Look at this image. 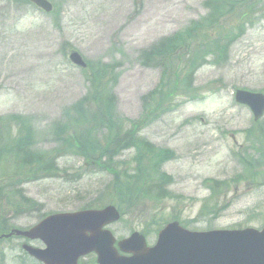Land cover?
I'll return each mask as SVG.
<instances>
[{
    "label": "rangeland",
    "instance_id": "obj_1",
    "mask_svg": "<svg viewBox=\"0 0 264 264\" xmlns=\"http://www.w3.org/2000/svg\"><path fill=\"white\" fill-rule=\"evenodd\" d=\"M48 1L53 13L24 0H0V128L5 129L3 117L8 115L25 120L33 137L30 150L45 152L52 164L14 177L8 189L13 199L0 189V232L30 229L53 213L113 205L120 217L106 226L116 240L145 232L159 211L166 222L176 219L192 231L260 228L264 145L259 136L264 141V112L253 122L250 110L235 103L233 94L237 89L264 93V21L250 29L245 41L229 47L225 60L194 72L191 87L160 114L155 102L146 99L160 69L144 53L203 15L204 0ZM70 48L86 61V69L68 61ZM96 73L103 75L104 91L112 101L105 116L112 122L109 129L132 130L135 140L167 149L174 157L162 163L171 181L160 203L145 202L139 194L140 203L126 207L123 215L120 205L110 202L117 198L110 184L113 172L117 174L113 165L107 168L101 155L93 160L80 148L83 139L75 141L80 129L73 123V108L92 90ZM104 96L102 92L98 106L105 104ZM94 113L100 116L88 109V114ZM59 125L66 126L62 136L57 134ZM82 126L89 130L88 138L105 146L107 126L92 119ZM10 134L17 135L13 125ZM251 145L263 147L258 153ZM0 148L6 150L5 145ZM136 153L125 142L112 163L134 170L135 162L129 161ZM3 180L7 178L0 177ZM134 185L136 190L139 184ZM148 231L152 235L146 232L145 242L151 246L158 230ZM22 242L16 236L0 240V264H41L22 252ZM29 243L43 246L37 240ZM79 264H96L94 255Z\"/></svg>",
    "mask_w": 264,
    "mask_h": 264
},
{
    "label": "trees",
    "instance_id": "obj_2",
    "mask_svg": "<svg viewBox=\"0 0 264 264\" xmlns=\"http://www.w3.org/2000/svg\"><path fill=\"white\" fill-rule=\"evenodd\" d=\"M203 5L206 9L203 17L191 22L183 31L163 38L161 42L144 53V57L149 62L152 61L150 63L158 65L160 69L159 81L153 90L146 94V99L154 101V106L161 109L160 114L171 109L172 102L183 95L189 86L191 87L190 79L201 65L208 61L216 65L225 60L227 49L238 40L244 39L249 29L264 20V0H206ZM102 79L103 75L98 76L96 73L91 79L92 90L89 89L88 95L73 108V117H75L73 123L77 129H80L75 134V141L83 139L80 148L86 151L93 160L101 155L105 157L107 168L111 169L113 165L117 174L110 170L113 172L110 184L117 198L110 202L119 204L124 215L126 207L140 203L139 194L145 202L154 203L159 202L158 200L163 199L164 196L167 197L169 192L166 185L171 179L162 172L161 165L171 158V154L167 149H158L147 142L135 140L131 135L132 130L121 133L120 129L115 131L109 129L112 122L110 117L105 116H109L112 101L110 94L104 91L105 82ZM102 92L106 95L104 96L105 104L98 106L97 101ZM89 108L99 111L100 116L95 117V113L88 114ZM91 119L101 127H108L106 128L108 135L103 147L98 141L88 138L89 130L82 126L91 122ZM4 120L6 127L3 128L4 132L0 128V144L5 145L7 157H5L6 150L0 148V177H6L7 181L5 180L6 184H2L3 181L0 182V189L5 190L4 197L13 199L14 195L8 192V189L14 177L20 179L22 175L40 171L46 166L45 163L52 164L45 152L30 150L33 147V137L28 127L29 124L27 126L25 120L16 116H8ZM11 125L15 127L17 133L14 138L10 134ZM65 129V125H59L57 134L62 136ZM261 136H259V144L264 145ZM62 142L68 146L71 145L70 142L64 140ZM125 142L126 146L137 150L133 159L129 161L135 162L133 163L134 170H126L122 164L117 162L112 163L116 151L121 149ZM251 147L259 153L263 146L255 148L251 145ZM5 164L9 166L5 167ZM136 183L139 186L135 190L134 184ZM164 221L165 218L159 211L151 218L149 224L153 226L150 225L152 228L158 229Z\"/></svg>",
    "mask_w": 264,
    "mask_h": 264
},
{
    "label": "water",
    "instance_id": "obj_3",
    "mask_svg": "<svg viewBox=\"0 0 264 264\" xmlns=\"http://www.w3.org/2000/svg\"><path fill=\"white\" fill-rule=\"evenodd\" d=\"M29 1L51 10L45 0ZM69 60L85 67L75 51L69 53ZM235 101L247 105L254 120L264 111V95L260 93L237 90ZM118 218L113 206L58 213L47 216L29 230L12 229L0 238L16 235L41 240L43 249L27 244L21 247L43 264H77L79 257L91 252L96 254L98 264H264V228L260 232L248 228L195 232L183 229L177 222L161 229L151 247L145 245L141 234L132 233L117 242L118 249L129 256L119 255L114 237L104 229Z\"/></svg>",
    "mask_w": 264,
    "mask_h": 264
},
{
    "label": "bare ground",
    "instance_id": "obj_4",
    "mask_svg": "<svg viewBox=\"0 0 264 264\" xmlns=\"http://www.w3.org/2000/svg\"><path fill=\"white\" fill-rule=\"evenodd\" d=\"M150 221H151V219H150ZM150 221H149V223H150ZM151 224H148V226H150Z\"/></svg>",
    "mask_w": 264,
    "mask_h": 264
}]
</instances>
